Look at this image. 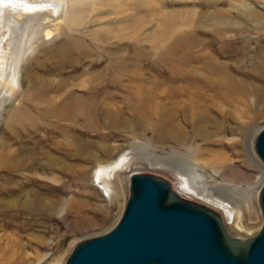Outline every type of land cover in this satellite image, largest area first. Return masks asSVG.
I'll return each mask as SVG.
<instances>
[{
  "label": "rangeland",
  "instance_id": "rangeland-1",
  "mask_svg": "<svg viewBox=\"0 0 264 264\" xmlns=\"http://www.w3.org/2000/svg\"><path fill=\"white\" fill-rule=\"evenodd\" d=\"M81 1L84 15L79 17L78 25L72 26L69 36L81 40L85 49L80 53L71 51L73 61L60 67L54 66L60 59L58 30L56 26L48 27L56 24L57 15L48 12L17 17L19 26H24L19 49L35 45L34 51L26 53L28 61L20 63L19 68L28 63L27 69L36 76L46 74L54 80L65 79L71 91L80 94L82 90L77 85L79 80L86 81V72L105 67L109 53L122 55L127 63L121 68L132 71L137 78L131 83L127 78L122 79L123 86L119 88L108 87L106 90L114 95L106 96L103 102L112 109L121 108L129 117L128 89L135 84L147 86L152 89L145 97L147 107L169 109L186 132V141L179 144L153 139L147 132L132 135L118 127L91 126L81 117L73 121L59 117L55 110L38 116L34 105L43 110L46 104L23 103L20 89L2 99L4 93L0 90V264H49L56 260L64 264L77 244L101 236L116 225L129 194L127 178L133 173L166 182L172 193L180 177L193 187L212 193L213 199L229 193L243 207L250 206L253 217L262 222L259 190L264 182V168L254 151V140L264 127V58H260L259 52H264V26L258 31L254 22L236 18L235 13L243 1L253 11L264 14V0ZM218 9L228 10L240 22L222 38L211 33V25L198 29L194 24L200 13L211 14ZM48 31L49 39L56 41L45 45L50 41L45 39ZM190 32V43L174 49L173 65L167 58L166 47ZM15 35L8 40L12 41ZM40 44L44 47L36 49ZM10 45L14 46L13 41ZM209 57L224 65V72L232 79L229 83L204 65L203 59ZM93 60L94 66H89ZM182 73L186 76L182 77ZM168 74H176L177 78L169 79ZM192 75L197 76L196 80H191ZM210 77H214L218 87L214 94L210 90ZM180 85L193 96L180 95ZM196 91L201 100L196 98ZM192 102L203 110V124L209 132L205 138L191 127ZM20 103L33 114L32 120L25 126L14 124L10 130L6 122L14 106ZM181 106L186 107L188 115L182 114ZM32 122H35L33 126ZM69 135L85 139L89 144L83 149L76 144L69 146ZM107 145L110 151L99 149ZM115 147H122L121 152L112 150ZM24 148L26 155L38 151L40 166L32 171L10 164L20 163L18 155ZM11 154L16 162L8 158ZM122 154L131 162L111 179L112 193L108 197L93 173L99 163L114 161ZM212 156L222 161L217 166L233 167L235 178L226 180L216 176L209 164ZM27 161L28 158L22 160ZM45 164H52L53 168L49 170ZM25 193L34 197L27 195V204L22 208ZM188 199L220 214L196 198Z\"/></svg>",
  "mask_w": 264,
  "mask_h": 264
},
{
  "label": "bare ground",
  "instance_id": "bare-ground-1",
  "mask_svg": "<svg viewBox=\"0 0 264 264\" xmlns=\"http://www.w3.org/2000/svg\"><path fill=\"white\" fill-rule=\"evenodd\" d=\"M218 2L219 1H217V3ZM239 4L240 7L237 8V13H235L237 14L236 18L254 22L256 24V29H258V31L261 30L264 26V14L261 12L258 13L256 11H253L248 6V4L243 1H241ZM227 11L228 10L218 9L211 14L200 13L197 16V20H195L194 22L195 27L198 29H205L204 27L211 25V33L216 36V38H222L225 32H228L231 28H237L240 24L239 20L238 24L237 19L231 17V12ZM48 12H50V14L57 15V20H55L56 24L48 27L56 26V29L58 30L56 39L60 40V43L57 47L60 59L54 66L60 67V65L63 63H70L71 61H73L70 55L71 51L77 50V53H80L81 49H85L81 40L69 36V34L73 30L72 26L78 25L79 17L84 15L81 0H0V90L1 93H4L2 99L10 96L11 94L14 95L15 89H20L21 93L19 94V96L23 100V103L36 101L42 102L47 105V107H45L43 110H40L34 105L33 108L36 109L35 112L38 116H43L44 114L55 110L59 117H66L67 119H70L72 121L81 117L85 122L91 124V126L102 125L110 129L118 127L120 131H124L132 135H139L147 132L150 133L153 139H159L161 141H174L179 144L185 143L186 132L184 133L183 128L177 121L173 119L171 111L169 109L161 107L157 110H150L147 107L145 97L149 95L152 90L147 88V86L140 87L139 84H135L133 87L130 86V88L128 89L126 95V108L129 111V117L124 114V111L121 108L114 107L115 109H112L107 105V103L103 102V99L106 96L114 95L110 91L106 90L108 87L119 88L121 85L123 86V84L121 83L122 79L127 78L131 83L133 79L137 78V76L134 75L132 71L121 68L124 66L123 63H125L127 60L126 57L122 55L120 56L118 54L109 53L108 63L105 67L93 72H86V81L81 82L79 80V83L77 85L78 88L82 90V93L80 94L71 91L70 86H68V83L65 79L61 78L58 80H54L51 79V77L49 78V76L46 74L41 77L36 76L33 72H31L30 69H27L28 63L25 66L19 68L20 63L28 61L26 53L28 50L34 51L35 45L28 44L26 46L27 49H19V43L21 42L20 39L22 37L21 35L24 30V26H19L20 23L16 20L17 17H29L31 15V17H33L37 13L42 14ZM63 29L66 31L65 33L64 31H61ZM19 30L21 31V33H18ZM13 33H16V35L12 40L14 46L11 48L10 44L12 43V41L10 39L8 40V37H10ZM49 34L50 31L45 34L46 40L49 39ZM191 34V32L190 35L185 34V36H182L180 39H176L175 41L171 42L168 48L166 47L167 58L168 60H170V62L176 61L174 49L180 47L181 45H188L192 39ZM227 36L231 37L233 35L227 33ZM54 41L56 40L52 38V40L46 42L45 45L51 44ZM40 45H37L36 49L44 47L43 45ZM259 52L260 58H264L263 50H260ZM187 53L190 54V52ZM197 56L198 55H196V57ZM200 56L201 58L204 57L203 55H199V57ZM157 59H160V57H157ZM96 60L98 59H95V61ZM203 60L204 65L208 66L209 70H212L218 75H221L223 80L228 83L232 80L231 77L224 72L225 69L222 63L216 62L212 57H209L207 60ZM95 61L93 60V62H91L89 66H94ZM262 61L264 62V59ZM174 64L175 63H173V65ZM199 67L202 68V66ZM175 75L168 74L167 76L169 79H175L177 78ZM182 75V77L186 76L185 73H182ZM196 77V75H192L191 80H196ZM97 78L100 79L97 80ZM216 78V81H218L219 77ZM210 80V90L214 94L215 92H217L218 87L216 85V82L214 81V77H210ZM226 85L227 84H225V86ZM178 87L180 89V95L190 94L191 97L193 96V93L188 92L184 86L180 85ZM3 89L5 90L3 91ZM195 94L197 96L196 98L200 99V93L198 94L196 91ZM224 98H228V96ZM20 100L17 101L20 102ZM194 102H192L194 106L190 111L191 127L197 135L201 133L199 136L201 138H205L209 135V132L203 124V110L200 109ZM20 104L21 105L19 106H14L13 111L8 117V121L6 122L8 123L7 126L10 130L14 124L25 126L30 123L29 120H32L33 114L31 115L28 108L25 107L22 103ZM181 112L184 115H188L187 109L184 106H181ZM34 124L35 122H32L31 125L33 126ZM199 130H201V132H199ZM67 143L68 145L76 144V147L79 149H83L89 144L87 140L77 138L73 135H69ZM99 149L103 152H108L111 150L108 145L103 146ZM22 150V153H20L19 155L17 154L18 159L20 158V163L10 162V164L14 165L15 167L19 166L22 169L28 171L34 170L35 167H38V165L40 166V164L37 163L38 151L31 152L29 153V155H26V152L24 151L26 149L24 148ZM112 150H114L116 153H120L122 147H115V149ZM13 155L14 154H11V157L8 158H11L12 162H16L17 159L15 160L16 157H12ZM25 158H28L29 162L27 161V163H23L22 160H24ZM130 162L131 161L127 157V155L122 154L118 159L114 161H106L105 163L103 162L97 165V168L93 173V177L95 181L102 187L108 197H110L112 193L110 188L111 179L116 177L117 173H119L120 171L125 170ZM221 163L222 161L216 156H212L209 159V164H211L216 176L222 179L235 178L234 175H236L237 173L235 172L233 167L217 166V164ZM45 165L49 170L53 168L52 164ZM135 174L140 173L130 174L127 179H129L131 175ZM179 179V185L175 187L173 193L177 195L179 199L188 202H191V200L188 199L189 197L196 198L219 211L221 225L227 236L232 240L240 241L238 240L239 238H244V240L242 241H245V239H249L250 237L256 235L260 230L262 222L253 217L254 214L250 206L243 207L242 204L237 203L229 193L220 194V199H213L212 193L193 187L194 185L192 184V186L186 179H183L181 177ZM27 195L33 196L31 193H25L23 195L24 203L21 204L22 208H24V204H27ZM35 209L38 210V204L35 205ZM249 216L251 217V219H249ZM49 264L60 263L58 260H56L50 262Z\"/></svg>",
  "mask_w": 264,
  "mask_h": 264
},
{
  "label": "water",
  "instance_id": "water-1",
  "mask_svg": "<svg viewBox=\"0 0 264 264\" xmlns=\"http://www.w3.org/2000/svg\"><path fill=\"white\" fill-rule=\"evenodd\" d=\"M254 151L264 168V127ZM128 193L116 225L77 244L64 264H264V182L259 191L262 224L245 241L229 238L219 215L179 199L158 178L131 175Z\"/></svg>",
  "mask_w": 264,
  "mask_h": 264
}]
</instances>
